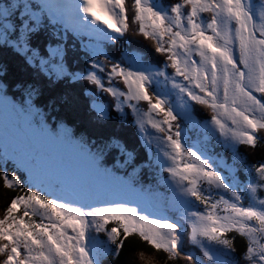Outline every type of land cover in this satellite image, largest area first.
<instances>
[{
    "label": "snow or ice",
    "instance_id": "1",
    "mask_svg": "<svg viewBox=\"0 0 264 264\" xmlns=\"http://www.w3.org/2000/svg\"><path fill=\"white\" fill-rule=\"evenodd\" d=\"M41 30L56 43L33 46ZM0 50L49 88L66 86L60 104L41 105L40 84L0 72L13 127L0 180L15 192L0 216V264H104L132 236L178 264H264V161L238 148L264 141V0H0ZM129 110L139 163L97 131ZM81 111L92 131L72 123ZM229 233L244 239L239 253Z\"/></svg>",
    "mask_w": 264,
    "mask_h": 264
},
{
    "label": "trees",
    "instance_id": "2",
    "mask_svg": "<svg viewBox=\"0 0 264 264\" xmlns=\"http://www.w3.org/2000/svg\"><path fill=\"white\" fill-rule=\"evenodd\" d=\"M258 1V0H257ZM165 3L168 0H164ZM128 41L137 46L138 49H148L151 50V44L148 41L142 40L139 36L135 35L131 30L126 34ZM31 43L33 46L43 48L47 43H56L55 38L49 34L47 30H41L33 35ZM69 44H72V41H68ZM106 51L109 49L106 48ZM115 51V49H111ZM111 51L109 54H111ZM82 54L74 53L71 48L68 52V60L72 67L76 69H83L85 67L83 59H80L79 56ZM75 60V64H72V61ZM0 72L5 73L4 78L11 84L16 81L27 82L31 80L33 83L40 84L42 89V96L40 97V104L45 105L48 101L53 102V107L60 104L59 97L63 94L66 89L64 85H57L53 88H49L45 81L40 80L32 76L31 71L27 69L21 62V60L11 51L0 50ZM86 82H81L80 84L75 85L76 90H79L83 87H87ZM111 99L110 97L108 98ZM146 111V107L143 109ZM195 114L198 118H205L208 116V109L204 106L194 105ZM72 123L77 129L83 131H92L93 126L89 122V117L86 113L81 111L78 116L73 118ZM98 133L105 138L108 136H118L127 146L129 150H132L136 154V160L139 163L144 158V149L140 147L135 132L134 124L132 123V117L129 110V115L127 121H119L113 119L107 124L99 127L97 129ZM258 135L264 136V132H259ZM240 153L245 157L248 163L258 164L261 161H264V141H258L256 146L249 147L246 145L238 146ZM219 150V149H217ZM64 159V158H62ZM140 175L144 178L145 183H147V173L141 172ZM167 175L166 173L164 174ZM163 190V189H162ZM15 192L11 189L4 187L2 180H0V216H2L3 210L6 207V201L13 196ZM229 237L233 238L234 246L237 253H239L244 246V239L236 233H229ZM143 254L146 258H151L152 264H178L176 261L168 259L166 254L163 251H156L152 249L151 246L142 242L138 237L132 236L125 243V247L120 254L117 260L112 258H107L104 264H141L139 260V254Z\"/></svg>",
    "mask_w": 264,
    "mask_h": 264
},
{
    "label": "rangeland",
    "instance_id": "3",
    "mask_svg": "<svg viewBox=\"0 0 264 264\" xmlns=\"http://www.w3.org/2000/svg\"><path fill=\"white\" fill-rule=\"evenodd\" d=\"M250 2L256 7L259 8L261 6L262 0H250ZM13 132L11 117L6 115L5 112L0 109V143L3 142L5 136H11ZM259 134V133H258ZM239 146V145H238ZM44 150L46 152H50L59 157L64 163L71 165L74 162V158L72 152L68 148H58L55 146H44ZM64 158V159H62Z\"/></svg>",
    "mask_w": 264,
    "mask_h": 264
}]
</instances>
